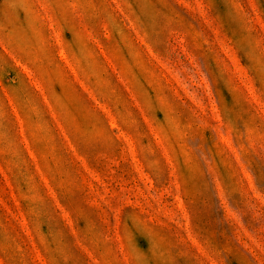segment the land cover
<instances>
[{
  "label": "rangeland",
  "instance_id": "rangeland-1",
  "mask_svg": "<svg viewBox=\"0 0 264 264\" xmlns=\"http://www.w3.org/2000/svg\"><path fill=\"white\" fill-rule=\"evenodd\" d=\"M0 264H264V0H0Z\"/></svg>",
  "mask_w": 264,
  "mask_h": 264
}]
</instances>
